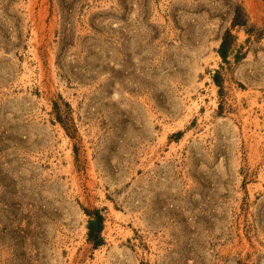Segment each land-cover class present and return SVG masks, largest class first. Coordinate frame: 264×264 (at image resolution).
<instances>
[{
	"label": "rangeland",
	"instance_id": "obj_1",
	"mask_svg": "<svg viewBox=\"0 0 264 264\" xmlns=\"http://www.w3.org/2000/svg\"><path fill=\"white\" fill-rule=\"evenodd\" d=\"M0 264H264V0H0Z\"/></svg>",
	"mask_w": 264,
	"mask_h": 264
},
{
	"label": "trees",
	"instance_id": "obj_2",
	"mask_svg": "<svg viewBox=\"0 0 264 264\" xmlns=\"http://www.w3.org/2000/svg\"><path fill=\"white\" fill-rule=\"evenodd\" d=\"M240 12H241V8H238L237 14L235 16L234 25H239V24L241 25L247 23L246 22L247 20L243 18L244 16H242ZM232 37L233 34L231 33V31H227L224 37V41L222 43V52L224 57H226V54L228 52V47L231 46ZM103 220H104L103 216L98 213L96 221H92L90 224V239L96 246L99 245L102 241L101 231L103 228Z\"/></svg>",
	"mask_w": 264,
	"mask_h": 264
}]
</instances>
